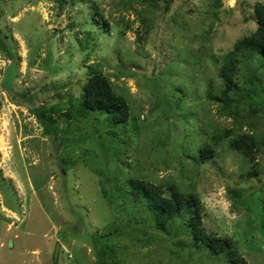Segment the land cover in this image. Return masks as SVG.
I'll return each instance as SVG.
<instances>
[{"label": "rangeland", "instance_id": "374dc122", "mask_svg": "<svg viewBox=\"0 0 264 264\" xmlns=\"http://www.w3.org/2000/svg\"><path fill=\"white\" fill-rule=\"evenodd\" d=\"M258 3L0 0L10 50L0 46V264H98L94 238L104 242L134 214L114 189H128V178L196 196L203 232L264 264V103H244L236 119L207 99L208 90L221 96L218 72L255 31ZM245 55L234 83L243 89L257 72L264 92V62ZM92 72L126 100L125 123L76 113ZM244 132L259 142L253 162L227 147ZM212 137L214 156L201 159ZM130 220L105 264H228L181 219L163 230Z\"/></svg>", "mask_w": 264, "mask_h": 264}, {"label": "trees", "instance_id": "16d2710c", "mask_svg": "<svg viewBox=\"0 0 264 264\" xmlns=\"http://www.w3.org/2000/svg\"><path fill=\"white\" fill-rule=\"evenodd\" d=\"M55 1L59 5L63 3V0ZM254 10L257 22L255 31L235 42L233 49L225 57V64L218 72L219 77L225 82L221 96L213 97L210 90L207 92L208 100L220 103L221 112L228 113L236 119L241 115L244 103L251 110H254L252 106L254 107L260 101L264 103V92H262L257 72L251 73L248 85L243 89L233 81V75L237 74L239 64L247 59L246 53L249 54V57L256 56L260 62L259 66L264 62V3L256 4ZM6 39L7 36L0 31V46L4 51L9 52ZM81 99L76 111L78 115H86L88 112L102 113L105 114V120L111 126L123 124L129 117L130 112L126 100L120 95H116L109 80L98 72L91 73L83 87ZM68 115L67 113L66 117ZM41 116H46L42 110L38 117L41 118ZM40 121L43 122L42 118ZM219 138L212 137L213 144L207 143L199 148L201 159H210L214 156L213 146ZM260 143L264 144V141ZM258 144L256 136L248 132L233 134L227 141V147L230 150L241 152L250 162L255 159ZM126 184L128 189L124 185L117 189L114 187L117 192L116 197L120 198L122 205L130 203L129 206H132L135 215L129 217L128 224L124 225L121 230L114 227L115 229L113 228L114 230L108 234V237H105L104 242L94 238L96 243L102 246L95 252L98 264H105L103 256L106 254L112 259L111 255L115 252L117 240L115 236L117 234L123 235L125 232L133 230L130 219H133L135 223L144 220L163 230L170 220L176 218L182 220L194 240L200 241L211 255H224L228 264H247L236 252L230 250L228 239L209 236L203 232L200 227L201 205L196 196L180 193L173 185L167 186L166 191L168 192L165 193L161 188L139 178H128ZM102 193L104 197L108 195L105 188H102ZM232 193L237 194V197L241 196V192L232 190ZM107 200L109 204L112 203L110 196H107ZM228 247L229 249H227ZM107 264H114V262L112 260Z\"/></svg>", "mask_w": 264, "mask_h": 264}]
</instances>
